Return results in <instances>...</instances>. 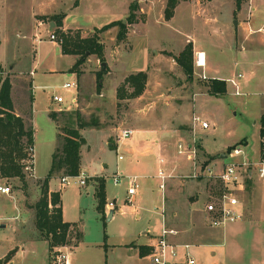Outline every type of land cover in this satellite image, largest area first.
<instances>
[{
    "label": "rangeland",
    "instance_id": "374dc122",
    "mask_svg": "<svg viewBox=\"0 0 264 264\" xmlns=\"http://www.w3.org/2000/svg\"><path fill=\"white\" fill-rule=\"evenodd\" d=\"M31 1L22 0L25 10L28 11L32 6ZM69 1L65 0V9H68ZM128 1L131 0H85L79 9L69 12L65 23L72 28L98 26L103 16L126 11ZM233 1H182L174 17L166 20L167 0H139L131 3H136L138 9L134 14V23L128 25V33L123 41L107 37L105 32L97 29L104 47V57L85 56L86 62L81 66L80 74L79 109L87 121L97 120L110 138L106 132L96 129L86 130L83 134L82 170L90 176L87 185L72 183L62 187V176H56L50 182L53 190L61 192L65 219L79 223L83 233L76 247L74 245L79 240L76 233L69 238L67 249L72 264H149V256L143 257L138 251L141 245H152V240H155L142 234L143 230L152 233V229L157 227L155 231L161 234L164 227L161 213L154 209L155 205L161 207L162 201L160 180L156 178L159 170L163 169L183 182L197 180L188 177L195 171L194 162L179 153V143L186 148L194 137L198 141L202 139L210 153L205 149L203 152L207 155L200 151L199 164L206 162L210 156L213 160L211 165L217 163L218 167H222L227 160L220 158V153L228 154L246 140L244 153L232 160L238 163L259 160L260 119L264 113V48L259 49L258 54L249 55L248 66L236 65L240 63L241 55L231 51L229 46L235 41L236 48L242 49L243 37L242 33H238V38L234 40L235 21H248L250 11L249 0H244L240 8L236 6V0ZM1 3L0 0L1 26L8 28L16 55L9 58L4 68L1 66L0 87L6 79H9L11 85L13 81L17 94L15 102L25 107L30 105V97L34 95L36 177L26 174L25 179L21 180L2 177L0 174V186L6 185L11 189L8 195L0 193V225H6L0 228V264H11V261L12 264H51L49 242L39 237L35 226V208L42 197V184L51 170L53 156L59 146L58 129L48 112L51 109L72 108L77 104V89L63 87L66 83L77 82L76 74L69 75L68 72L75 58L63 56L49 43L47 37L43 44H33L28 36L32 29L31 23L25 19L26 16L21 24H12V20L7 17L6 6ZM259 3L264 8V0ZM60 16H53L52 19ZM60 32L68 33L70 30ZM96 32L82 35L89 37ZM55 34L57 43L62 44L58 33ZM194 39L201 42V49L208 56V78H203V72L196 65ZM190 48L193 49L192 73L186 72L177 61L181 53ZM144 56L147 58L146 65ZM143 66L147 74L145 91L131 99L116 98V90L124 85L126 78L137 73ZM30 70L35 72L34 76L29 73ZM100 72L103 76L98 80ZM240 72L244 77L237 78L240 94H236V88L227 80L237 77ZM32 76L34 86L31 84ZM218 77L226 81L225 95H215L213 98L197 95L199 92L211 94L212 79ZM19 80H25L22 83L24 87L17 82ZM54 95L62 96L64 102L53 101ZM206 107L210 111L203 119L207 120L210 127L203 129L199 126L193 134L191 117ZM154 121L189 131L184 135L170 134L167 140L171 152L159 153L155 149L144 152L140 159L148 161L151 169L141 173L135 167L131 142H154V133L142 134L135 130L148 127ZM124 129H133L134 134L127 140L117 141ZM109 141L117 142V146H111ZM198 141L195 144L197 148L200 145ZM145 146H141V152L146 149ZM120 156L123 158L120 159ZM161 157L165 160L163 164L159 162ZM168 159L176 167L174 172H171V167H166ZM122 171L127 176L138 177L139 187L133 203L128 200L129 179L123 177L118 184L114 182V176ZM102 177L105 179L107 201L123 210L122 213L117 210L114 217L97 209L98 202L92 182L97 184L96 181ZM253 182L254 179L247 182L245 191L239 192L242 203L247 205L248 210H254L249 218L245 215L242 221L219 227H208L204 223L203 226L207 228L202 231L199 241H193L205 245L200 249L201 255L197 256L198 264H264V206L256 212L260 208L258 199L248 203L249 191L254 189ZM214 189L217 187L206 189L205 198L202 197L198 203L203 206L202 209ZM177 205L181 206V203ZM180 208L176 213L173 204H165L164 211L166 228L177 231V234L184 231L183 220L186 218ZM137 213L140 215L138 218ZM184 254L185 249L179 247L176 258L182 259Z\"/></svg>",
    "mask_w": 264,
    "mask_h": 264
},
{
    "label": "crops",
    "instance_id": "0c3cea01",
    "mask_svg": "<svg viewBox=\"0 0 264 264\" xmlns=\"http://www.w3.org/2000/svg\"><path fill=\"white\" fill-rule=\"evenodd\" d=\"M1 1H2V3H1L2 6H6L7 17L12 20L11 21L12 24H14V25L21 24V20H23V18L26 16L25 19L26 20L28 19V21L31 23L30 27H32V29H31L30 34H28V36L31 38L33 44H37V45L43 44L42 42L44 40H46L47 38H49V43L54 45V48L57 49V51H60V53H62L63 56H71V57L75 58L73 60L74 61L73 65H74L78 59V56L64 54L62 52L61 44H58L57 42L52 41L50 39L51 33H53V32L57 33L56 28H58L57 22H55L52 19V17L56 16V15H61L59 17V20H58V21L61 20V22H62L61 26L59 27L60 30H70V32L76 31V32L81 33V36L84 37V35H82V33L87 34L88 32H95L97 29H102L104 26H106L112 22L125 21V18L129 14V8L131 6V3L137 2L139 0L128 1L129 5L127 2L126 11H123V13H119V14L103 16L102 22L99 23L98 26H96V25L89 26L90 28L80 27V26L72 28V27H69V25H67L65 23V21L67 20V16H68L69 12L79 9L80 4H82V2L85 0H70L69 3L67 4L68 9H65L66 8L65 7V5H66L65 0H32L31 1L32 6L28 9V11L24 9V6L22 5V3H23L22 0H21V3H20V0H1ZM261 1L262 0H249L248 2H249L250 13H249L248 21H243V20L237 21L236 20L237 24L234 26L236 38L234 40H236L238 38L237 37L238 33H242L241 36L243 37V38H241L242 49L236 48L235 41H234V44L230 43V46H229L231 51H233L237 54L240 53V55H241L240 56L241 61H240V63L237 62L236 65L239 64V65H243V66H248V64L250 63V61H248L249 55L250 54H258L260 52L259 49L264 48V8L259 3ZM5 3H7V5H5ZM233 3H234V1H233ZM234 8H235V3H234ZM234 12H235V9H234ZM7 30H8V28H6L5 26H1V22H0V64L3 68L6 65L9 58H11V56L15 57V55H16V53L13 52L14 49L11 46L13 38L7 32ZM105 33H106L107 37H110L112 39H114V37L117 38L118 27H113V28L109 29L108 31H106ZM194 40H195V46H194L195 52L196 53H204V55H205V67L203 69H202V67H199L198 69H200L201 72H203V74L206 76V78H208L206 75V72L209 70L208 56H207L206 52L204 51V49H201V42L198 41L197 39H194ZM11 50H12V53H11ZM143 60H144L145 65H146L147 58L145 56L143 57ZM254 63L256 64V62H254ZM13 65L14 64H12L10 66V70L13 68ZM73 65L69 68V71H68L69 75L74 74L73 72H71V68L73 67ZM144 68L145 67L143 66V67H141V69H138L137 71L138 72L144 71ZM210 70H212L211 67H210ZM32 71L33 70H30L29 73H31ZM11 73H14V72H11ZM34 74H35V72H34ZM75 74L78 78L77 82H76L77 104L72 108L51 109L48 112L49 116H50V113L52 111L71 112V111H75V110H80V112L82 113V110L79 109V105H80V101H79V99H80V97H79L80 96V94H79L80 76L77 75V73H75ZM238 74H242V73L240 72ZM242 75L244 77V74H242ZM33 76H32V83L31 84L34 86ZM216 79L223 80V78H221V77L220 78L218 77ZM24 81L25 80H19L17 82H19L21 87H24L22 85V83ZM26 88L27 89L29 88V87H27V83H26ZM11 92H12L11 95L13 98L15 114L17 116H21L26 122H31L33 124V128H34V120H35V112H34L35 98H34V95L32 96V109H33V111H32V114L29 115L27 113L28 108L25 107V105L15 102V97L17 96V94H16L15 83L13 81H12ZM116 94H117V90H116ZM197 95H204V96L211 97V98L216 97L215 95L208 94V93L204 94L201 92L197 93ZM116 98H117V95H116ZM195 107L197 110L198 107L196 104H195ZM199 110L201 113L199 111H197V112H199V115H201L202 117L206 116L210 111L207 109V107L205 109L201 108ZM197 112H195V113H197ZM153 123L154 124H151L148 127H143V128H139V129H135V130L140 131L142 134H146V133L153 134L154 133V135H156V139L154 140V142H152L151 144L145 143L144 141L138 142V140L135 142H131V152H132L133 159L135 161V167L141 173L147 172L151 169L148 161H144V160L140 159L142 156H144V152H146L147 150H153V149H155L159 153L164 152V151L171 152L170 151V149H171L170 143H168V140H167L168 137L170 136V134L172 135L175 133V134L184 135L187 131H189L187 129L182 130V131L178 130L177 128H174L172 124L166 125L162 122L158 123V121H154ZM56 127H57V125H56ZM93 129L104 131V129H102V128H100V129L99 128H87V129L82 131V136L86 130H93ZM34 132H35V130H34ZM104 132H106V131H104ZM34 135H35V133H34ZM108 138H110L109 134H108ZM244 141H245L244 145H246L247 141L246 140H244ZM198 142H200V146L202 147L201 152H203V150L205 149V151L207 153H210L208 151L207 147L203 144L202 139L199 140ZM109 143L111 146H117V142L115 143V142L109 141ZM143 145H146L145 146L146 149H144V151L141 152V146H143ZM198 153H199V151H198ZM205 155H207V154H205ZM81 156H82V152H81ZM222 156H224L223 152L220 153L219 157L222 158ZM213 158H215V157H213ZM161 159H163V158L161 157L160 160ZM167 161L169 163L166 164L167 165L166 167H171L172 168L171 172H174L176 167L173 166L172 160L168 159ZM211 161H213V160H210V162ZM210 162H208V163H210ZM122 172L125 174L124 171H122ZM125 176H127V175H125ZM51 181H52V179L50 180V182ZM253 183H255L253 185L254 187H252L254 189L249 191L250 193L248 195V203L255 202V200L257 198L259 203H260V208H258V210H256V212H258L264 206V181H261V180L254 178ZM92 184L95 186V191H96L95 181H94V183L92 182ZM86 185H87V183H86ZM49 186H50V183H49ZM207 188H209V187L207 185V182L204 180V178H203V180H201L199 178L197 180H191L189 182H183V181L179 180L178 178H174V176H173L172 178L167 180L166 190L164 192L162 191L161 207L157 206V205L154 206V209L158 210L159 213H161V215H162L163 225H164L163 228L166 227V221L164 219L165 218V213H164L165 204H168V205L173 204L174 210L176 213H178L177 212L178 207L179 208L181 207L180 208L181 211H183L185 213V216H186L185 220H183V227H182L184 229V231H181L180 234L170 236L169 239H170V241H174L175 243H178V244H190L191 247L189 249V252H190L191 256L196 260V264H198L197 256L201 255L200 249L204 248L205 245H202L199 242L194 243L193 241H199V237L201 236L202 231L207 228V227L203 226L204 223L206 225H208V227H212L210 225V223L208 222V220L206 219V216H205L206 201L204 203L203 209H202L203 206L198 205L201 198L202 197L205 198L204 194H205V191ZM50 192H60V191H55L50 186ZM166 195H167V197H166ZM178 202L181 203V206L177 205ZM110 203L111 202L107 201L105 211H104V213L109 214V217H114V214H115V212H117V210L119 213L123 212L122 208L117 209L115 204H114L115 207H112L110 205ZM243 205H244V217H243V219H245V215L247 216V218H249V215H251L254 210L252 208L250 210H248V208L246 207L247 205L245 203ZM62 209H63V201H62ZM134 210H137V209L135 208ZM200 210H202V212ZM139 216L140 215L137 213L136 217L138 218ZM0 219H2V218H0ZM63 219L65 222H69L65 219L64 209H63ZM72 223H74V222H72ZM181 226H182V223H181ZM80 229H81V227H80ZM156 229H158V228L156 227ZM156 229L153 228L152 233L150 230H143L142 234L147 235V236H151L153 239H156V237H158L160 235V233L158 231L157 232L155 231ZM183 240H185V241H183ZM154 241L155 240H152L151 244L154 243ZM150 252H151V245L150 244L141 245L140 249L138 251V253L143 257H145V256L148 257ZM186 253H187V250L185 249V254H184L183 258L182 259L175 258V259L180 264H187V254ZM148 260H149V258H148ZM10 263L12 264V261ZM199 264H201V263H199ZM202 264H205V263H202Z\"/></svg>",
    "mask_w": 264,
    "mask_h": 264
},
{
    "label": "trees",
    "instance_id": "16d2710c",
    "mask_svg": "<svg viewBox=\"0 0 264 264\" xmlns=\"http://www.w3.org/2000/svg\"><path fill=\"white\" fill-rule=\"evenodd\" d=\"M187 0H167L165 8V19L171 20L177 6ZM244 0H236V6L240 8ZM138 6L133 3L130 6V12L127 17V22L116 21L112 22L99 32H106L113 27H118L117 39L123 41L128 33V25L134 23V14ZM54 18L57 22L58 28L56 32L59 39L62 40V52L64 54L78 56L77 61L71 68V72L77 73L80 76L82 73L81 66L86 62V54L97 55L100 59L104 57V47L99 40V35L96 32L89 37H82L79 32H60L61 20ZM193 49L183 51L179 58L178 63L185 69L186 72L192 73L193 71ZM1 70V64H0ZM101 72L98 74V80L102 79ZM147 74L144 71L137 72L129 75L123 86L117 90V98L119 100L131 99L139 97L146 89ZM226 81L212 79L210 84V91L212 95L223 96L227 93ZM12 85L9 79L4 80L0 87V174L6 178H19L25 179V165L30 157V148L34 147V128L31 122H26L21 116H17L14 112V105L11 98ZM128 89H131L129 92ZM129 92V93H128ZM27 113L32 114V97H30V105L27 107ZM51 118L56 123L58 128L59 146L53 156L51 170L48 176L44 179L42 184V197L36 204L35 226L40 238L49 242L50 254L55 247L69 246L70 236L74 232L76 237L79 238L76 247L82 239V231L78 223L65 222L63 219L62 199L60 192H50V180L56 176H76L80 173L82 168V131L87 128H100L97 120L87 121L80 110L71 112L52 111ZM63 123V124H62ZM260 136L261 145L264 144V113L260 119ZM245 142V141H244ZM244 144V143H241ZM236 147V146H235ZM199 158L202 147L199 145ZM212 160L209 159L203 164H208ZM203 180V177L200 178ZM208 187L214 186L210 180L204 179ZM251 181L250 179L247 181ZM219 191L220 185H216ZM248 188V186H247ZM95 197L98 202L97 209L100 212L105 211L107 204L106 197V184L105 179H98L96 184ZM73 247V248H74Z\"/></svg>",
    "mask_w": 264,
    "mask_h": 264
},
{
    "label": "built area",
    "instance_id": "2783aa9c",
    "mask_svg": "<svg viewBox=\"0 0 264 264\" xmlns=\"http://www.w3.org/2000/svg\"><path fill=\"white\" fill-rule=\"evenodd\" d=\"M42 23V22H41ZM40 23V24H41ZM50 39L57 42V36L55 33H51ZM201 54L197 53L196 65L198 67H205V55L204 61L201 59ZM34 75V72H31ZM242 74H238L237 77L228 79L236 88V94H240L239 83L237 78H242ZM203 78H206L204 75ZM66 89L76 88V83H66L63 85ZM53 100L58 103H63L64 98L62 96L54 95ZM77 103V98H75ZM208 129L210 127L207 120L197 113H194L191 117V130L194 134L197 127ZM134 134L133 129L121 130L118 141H124L130 138ZM196 137L193 142L184 148L182 143L178 144L179 153L185 154L188 160L194 162L195 171L192 175H188L190 178L199 179L204 178L210 180L211 183L216 186L220 185L219 191H213L205 205V216L212 227L225 226L229 223H236L241 221L244 217V205L239 197V192L245 191L247 181L250 179H258L264 181V144L261 145V155L256 162H235L232 159L236 156L244 153V144L237 145L228 154H225L224 158L227 160L222 167L216 165L199 164V153L198 148L195 146L197 143ZM123 157L120 156V159ZM34 147L30 148V157L26 161L25 172L30 177H36L35 174V162H34ZM164 160L161 159L160 163ZM197 169H200L197 171ZM122 177L129 179V185L127 188L128 200L130 203L135 202V198L138 191V177L136 176H125L123 172L117 173L114 176V182L118 184ZM160 180V189L164 192L167 186V180L172 178V174H167L163 169H160L157 176ZM90 176L81 169L80 173L76 176H63L61 177V186L66 187L72 183L84 186ZM10 187L6 185L0 186V193L4 195L10 194ZM110 205L114 206L111 202ZM164 211V210H163ZM177 231L163 228L161 234L155 239L151 245V252L149 254V264H180L175 258L177 257V250L182 247L187 250V264H196V260L191 256L189 249L190 244H176L170 241V236L176 235ZM68 246L55 247L51 252V264H72L70 255L67 249Z\"/></svg>",
    "mask_w": 264,
    "mask_h": 264
},
{
    "label": "water",
    "instance_id": "95a60500",
    "mask_svg": "<svg viewBox=\"0 0 264 264\" xmlns=\"http://www.w3.org/2000/svg\"><path fill=\"white\" fill-rule=\"evenodd\" d=\"M235 23L237 24V21H235ZM226 157V155H224V156H222V158L224 159ZM1 227H6V225L4 224V225H0V228Z\"/></svg>",
    "mask_w": 264,
    "mask_h": 264
},
{
    "label": "bare ground",
    "instance_id": "6f19581e",
    "mask_svg": "<svg viewBox=\"0 0 264 264\" xmlns=\"http://www.w3.org/2000/svg\"><path fill=\"white\" fill-rule=\"evenodd\" d=\"M201 59H202V61H204V55L203 54H201Z\"/></svg>",
    "mask_w": 264,
    "mask_h": 264
}]
</instances>
